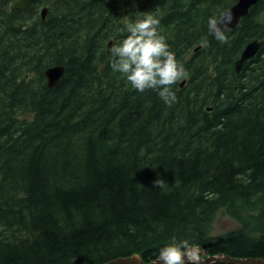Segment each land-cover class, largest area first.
<instances>
[{"label": "trees", "instance_id": "obj_1", "mask_svg": "<svg viewBox=\"0 0 264 264\" xmlns=\"http://www.w3.org/2000/svg\"><path fill=\"white\" fill-rule=\"evenodd\" d=\"M13 1L0 0V264L146 261L173 238L263 257L264 0L224 44L207 20L237 0ZM144 15L188 72L172 106L111 68L126 22ZM54 64L65 71L51 86ZM221 208L238 226L212 234Z\"/></svg>", "mask_w": 264, "mask_h": 264}, {"label": "clouds", "instance_id": "obj_2", "mask_svg": "<svg viewBox=\"0 0 264 264\" xmlns=\"http://www.w3.org/2000/svg\"><path fill=\"white\" fill-rule=\"evenodd\" d=\"M234 19L231 10H222L207 20L208 32L220 43H228L227 31ZM160 20L154 15L126 22L127 36L111 48V68L138 92L154 90L166 105L178 98L173 86L188 76L184 65L176 58L159 30ZM155 187H163L161 178ZM206 198H211L206 194ZM156 264H202L200 250L188 240H176L162 247Z\"/></svg>", "mask_w": 264, "mask_h": 264}, {"label": "water", "instance_id": "obj_3", "mask_svg": "<svg viewBox=\"0 0 264 264\" xmlns=\"http://www.w3.org/2000/svg\"><path fill=\"white\" fill-rule=\"evenodd\" d=\"M35 0H14L11 3V10L14 12H18L23 8L27 7ZM257 0H237L225 10H231L234 14V19L231 23L230 27L236 26L239 21L241 20V16L245 15L252 4H254ZM48 12V5H44L41 9V14L43 18H46ZM16 22L19 26L23 25V22L20 19H16ZM262 40L258 38H254L248 41L244 46L243 49L240 51V55L234 60L235 70L236 72H240L243 67V63L246 59L250 58L251 56L255 55L257 49L260 47ZM65 71V66L63 64H54L46 68L45 75L48 79L49 85H56L60 81L61 76ZM185 80L181 81V84L184 83ZM193 246L197 247L195 244ZM202 264H207L210 262H230L235 264H264V256H232L230 254H223V253H216V254H209L206 249H200ZM158 257V256H157ZM156 258L150 260H144L139 253L134 252L131 254H124L114 256L109 260L104 261L101 264H156Z\"/></svg>", "mask_w": 264, "mask_h": 264}, {"label": "rangeland", "instance_id": "obj_4", "mask_svg": "<svg viewBox=\"0 0 264 264\" xmlns=\"http://www.w3.org/2000/svg\"><path fill=\"white\" fill-rule=\"evenodd\" d=\"M33 112L29 109H21L19 111V115L21 117H31ZM213 221L209 225V230L210 233L215 234V233H220V232H225L229 228L237 227L238 226V221L231 216L230 213H228L224 208H221L217 210L215 213V216L213 217Z\"/></svg>", "mask_w": 264, "mask_h": 264}]
</instances>
